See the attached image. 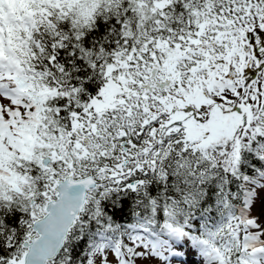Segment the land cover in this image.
<instances>
[{
  "label": "snow or ice",
  "instance_id": "obj_1",
  "mask_svg": "<svg viewBox=\"0 0 264 264\" xmlns=\"http://www.w3.org/2000/svg\"><path fill=\"white\" fill-rule=\"evenodd\" d=\"M0 264H264V0H0Z\"/></svg>",
  "mask_w": 264,
  "mask_h": 264
}]
</instances>
